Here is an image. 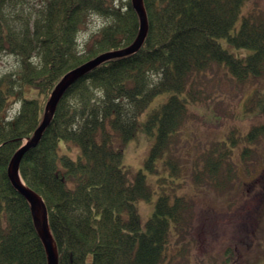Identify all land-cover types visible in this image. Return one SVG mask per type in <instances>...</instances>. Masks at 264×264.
Returning a JSON list of instances; mask_svg holds the SVG:
<instances>
[{"label":"trees","instance_id":"trees-1","mask_svg":"<svg viewBox=\"0 0 264 264\" xmlns=\"http://www.w3.org/2000/svg\"><path fill=\"white\" fill-rule=\"evenodd\" d=\"M143 3L148 29L139 49L106 59L74 81L19 164L24 182L47 208L58 264H170V237L181 241L195 215L192 199L173 191L184 180H174L182 165L166 152L190 115L187 102L207 99L203 79L214 65L242 83L264 74V15L258 8L241 13L246 0ZM90 14L102 23L79 47L77 33ZM137 31L130 0H0V55L12 54L18 62L0 73V264H47L29 204L7 177L12 154L39 124L45 99L67 70L130 43ZM220 37L251 51L236 54ZM28 84L43 101L23 95ZM163 91H169L166 100L145 123L148 128L158 120L144 165L154 169L164 155L173 176L158 179L154 209L142 223L135 202L149 199L152 189L142 170L129 177L114 140L130 138L139 113ZM263 136L264 121L245 133L230 130L192 160L190 179L199 188L229 189L237 169L234 144H241L238 156L247 170L251 149ZM61 141L79 146L75 157L58 152Z\"/></svg>","mask_w":264,"mask_h":264},{"label":"rangeland","instance_id":"rangeland-1","mask_svg":"<svg viewBox=\"0 0 264 264\" xmlns=\"http://www.w3.org/2000/svg\"><path fill=\"white\" fill-rule=\"evenodd\" d=\"M123 1L117 0L119 3ZM25 2L27 5H35L40 0ZM250 8H258L264 15V0H246L241 13ZM239 20L240 16L236 24ZM101 23L99 15L90 14L77 33L78 46H82ZM219 41L236 54L244 55L251 51L250 48L233 46L225 37H220ZM17 64L14 55H0V73L14 70ZM207 73L202 89L208 95L207 101L199 99L196 103L187 102L190 115L170 147L165 150L167 154L171 152L177 157L182 165L181 176H176L174 180H184L173 191L191 198L195 211L182 240L175 242L176 239L170 237L167 248L171 257L170 264H264V136L258 141V147L251 149L247 170L245 162L238 156L241 144H234L237 169L229 189L217 190L208 185L199 188L190 179L191 162L205 146L225 138L232 129L245 133L252 125L263 123L264 74L242 83L220 66L214 65ZM168 94L169 91H163L150 99L139 113L138 126L130 138L123 142H119L118 138L114 140L121 147V163L129 177L142 170L152 189L149 199L141 197L135 202L142 223L154 209L160 191L158 179H170L173 176L169 172L171 168L164 162V155L155 160L154 169L144 165L155 142L158 120L151 121L148 128L145 123L150 113L166 100ZM23 95L43 101V96L33 85H25ZM18 106L19 103L14 102L10 113L13 114ZM78 149L77 144L68 147L63 141L58 145L59 153L65 152L72 157H75ZM171 186V182H168L165 189L170 192Z\"/></svg>","mask_w":264,"mask_h":264},{"label":"water","instance_id":"water-1","mask_svg":"<svg viewBox=\"0 0 264 264\" xmlns=\"http://www.w3.org/2000/svg\"><path fill=\"white\" fill-rule=\"evenodd\" d=\"M138 17V31L134 39L124 47L106 50L67 70L52 88L44 104L40 123L31 136L18 147L10 158L6 172L12 187L21 194L30 206L34 227L45 249L47 264H58V251L48 224V212L42 197L28 187L19 174V164L26 150L36 146L43 131L48 126L60 98L66 89L89 69L102 61L135 52L142 45L148 29L147 13L143 0H130Z\"/></svg>","mask_w":264,"mask_h":264},{"label":"bare ground","instance_id":"bare-ground-1","mask_svg":"<svg viewBox=\"0 0 264 264\" xmlns=\"http://www.w3.org/2000/svg\"><path fill=\"white\" fill-rule=\"evenodd\" d=\"M7 173V172H6ZM8 177V176H7ZM9 180V179H8ZM10 182V181H9ZM11 184V183H10ZM12 186V185H11ZM30 207V206H29ZM31 212V211H30ZM48 224H49V220H48Z\"/></svg>","mask_w":264,"mask_h":264}]
</instances>
